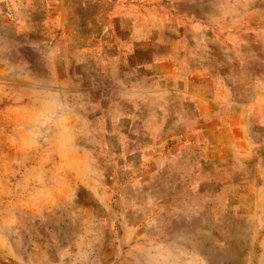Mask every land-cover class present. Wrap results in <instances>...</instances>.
Returning a JSON list of instances; mask_svg holds the SVG:
<instances>
[{
	"label": "rangeland",
	"instance_id": "1",
	"mask_svg": "<svg viewBox=\"0 0 264 264\" xmlns=\"http://www.w3.org/2000/svg\"><path fill=\"white\" fill-rule=\"evenodd\" d=\"M0 264H264V0H0Z\"/></svg>",
	"mask_w": 264,
	"mask_h": 264
}]
</instances>
